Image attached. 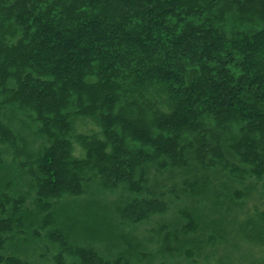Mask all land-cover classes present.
<instances>
[{
	"label": "trees",
	"instance_id": "1",
	"mask_svg": "<svg viewBox=\"0 0 264 264\" xmlns=\"http://www.w3.org/2000/svg\"><path fill=\"white\" fill-rule=\"evenodd\" d=\"M229 259L264 264V0H0V264Z\"/></svg>",
	"mask_w": 264,
	"mask_h": 264
},
{
	"label": "rangeland",
	"instance_id": "2",
	"mask_svg": "<svg viewBox=\"0 0 264 264\" xmlns=\"http://www.w3.org/2000/svg\"><path fill=\"white\" fill-rule=\"evenodd\" d=\"M241 253H242V251H240ZM221 253H224V252H220L219 254H221ZM231 261H232V259H229L228 261H227V263L229 264V263H231Z\"/></svg>",
	"mask_w": 264,
	"mask_h": 264
}]
</instances>
